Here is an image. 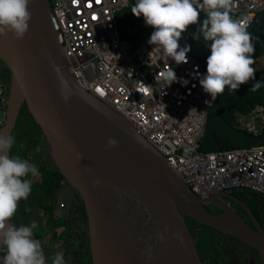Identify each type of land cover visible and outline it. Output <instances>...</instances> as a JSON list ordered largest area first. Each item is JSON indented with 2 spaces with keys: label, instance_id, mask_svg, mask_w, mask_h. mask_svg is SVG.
<instances>
[{
  "label": "water",
  "instance_id": "1",
  "mask_svg": "<svg viewBox=\"0 0 264 264\" xmlns=\"http://www.w3.org/2000/svg\"><path fill=\"white\" fill-rule=\"evenodd\" d=\"M28 10L31 19L22 39L8 31L0 35V63L10 76L0 132L12 135L25 106L43 134L47 159L74 196V208L81 209L91 264H206L197 247L201 233L197 224L256 249L264 263V231L249 208L228 193L217 195L216 200L194 195L123 117L80 87L63 56L49 0H30ZM205 19L200 15L185 33L192 38L190 53L203 56L206 68L211 42L198 31ZM145 27L144 19L135 18L128 32ZM247 31L254 37V57L264 51V11ZM54 65L60 66L65 87ZM258 81L264 84V77ZM254 85H241L233 92L226 87L208 104L202 151L221 149L227 143L264 144V134L256 138L236 130L220 114L221 109L228 113L240 104L264 100V86ZM109 139L117 141L115 147H106ZM220 198L239 204L253 228L228 205L221 214L205 209L206 202H220Z\"/></svg>",
  "mask_w": 264,
  "mask_h": 264
},
{
  "label": "built area",
  "instance_id": "2",
  "mask_svg": "<svg viewBox=\"0 0 264 264\" xmlns=\"http://www.w3.org/2000/svg\"><path fill=\"white\" fill-rule=\"evenodd\" d=\"M49 3L61 36L63 56L80 87L123 117L194 195L208 200L222 193L246 191L264 197V144L201 150L207 123L205 101L209 98L199 84V76L206 73L202 56L189 51L187 63L176 65L148 44L153 31L150 26L145 27L146 37L138 41L135 33L142 28L128 32L129 22L137 17L123 19L125 13H131L135 0ZM227 10L233 19L247 17L248 30L264 11V0H230ZM121 20L131 40L122 38ZM178 43L181 47L190 45V35L183 33ZM170 67L177 77L171 84L163 76ZM7 90L8 83L0 75V128L6 116ZM261 101L248 112L236 114L235 129L256 138L264 134V100ZM58 207L65 206L60 203Z\"/></svg>",
  "mask_w": 264,
  "mask_h": 264
},
{
  "label": "clouds",
  "instance_id": "3",
  "mask_svg": "<svg viewBox=\"0 0 264 264\" xmlns=\"http://www.w3.org/2000/svg\"><path fill=\"white\" fill-rule=\"evenodd\" d=\"M29 4L30 0H0V35L8 31L16 39L24 37L31 19ZM229 5L230 0H135L131 7L132 15L142 16L145 25L153 29L148 44L161 50L176 65L187 63L186 53L190 51V45L181 47L178 41L189 25L197 24L200 13H205L206 19L198 29L203 39L211 42L206 73L199 76L200 86L210 96L205 104L215 101L226 87L233 92L255 77L254 37L247 31L248 18L233 19L227 10ZM190 39L192 42L191 36ZM53 67L65 87L60 66ZM163 76L169 84L177 81L171 67ZM262 86L264 84L257 81L253 87ZM62 98L67 101L68 96L62 94ZM14 143L15 138L10 133L0 132V248L5 252L0 264H46L41 241L34 238L37 223L17 227L10 222L19 201L27 199L32 190V181L26 177L39 174L35 164L9 154ZM116 144V140L109 139L106 147ZM51 264H66L63 253L57 252Z\"/></svg>",
  "mask_w": 264,
  "mask_h": 264
},
{
  "label": "flooded vegetation",
  "instance_id": "4",
  "mask_svg": "<svg viewBox=\"0 0 264 264\" xmlns=\"http://www.w3.org/2000/svg\"><path fill=\"white\" fill-rule=\"evenodd\" d=\"M1 67H2V64L0 63V68ZM254 83L255 81L250 82L251 85H254ZM43 155L44 154L40 152L38 157L36 158L37 161L41 163V165L43 161L42 160ZM62 190L67 191V189L64 187V182L58 188L57 192L58 191L60 192ZM231 195L244 204L241 198L235 196L233 193ZM70 197H71V201H70V205L68 209L59 211L55 207V209L53 210L52 218L55 223H53L54 230L52 232H49L45 230V228H42L39 226L33 230L34 238L41 241L42 251L46 257V264H49L50 262L49 254L53 255L54 253H57V252L63 253L66 264H82V262H84L85 264H89L90 255L88 253L89 252L88 244L86 243L85 236H84V228H83L84 221L82 219V212L80 208H78V210L74 208V196H72L71 193H70ZM211 199L216 200V196L211 197ZM56 200L57 199H55V203H57ZM224 205L230 206L247 225L253 228V223L248 213L239 204H237L233 200H230L228 198H222L220 202H206L204 204V207L209 213L221 214L223 213ZM29 211L30 209L26 201L23 202V205L21 204V202H19L17 211L15 215L11 218L10 222L17 227L22 226V225L30 226L33 221H35L36 223L38 221L39 222L38 224H40L44 216H42V213H37V212H34L32 214L33 216L31 215L28 222L23 221L25 220ZM252 215L254 216L253 213ZM254 218L256 219L257 223L264 231V228L262 224L260 223L261 221L258 219V217L254 216ZM59 221H63V222L65 221L67 226L56 229L57 228L56 223ZM197 225H198V228L201 229V235H200V238H198L197 247H198V251L202 259L205 261L206 264L209 260V257H211V254L215 253L214 246L223 255L224 261L222 262L224 264H264L262 262L261 253L257 251L256 249L244 244L243 242H240L239 240L231 236L225 235L214 229H213L214 232L207 230L206 234H204L206 226H203V225L200 226V224H197ZM39 229H44L46 231L43 236L38 235L37 231ZM78 229H83L81 233L82 236L80 235L81 238L79 239H78L79 237ZM47 235L48 236L50 235L51 237H53L51 246H49V244H47V242L44 241V238L47 237ZM61 237L63 239L60 241L59 239ZM75 238L78 239V247H77L78 249L76 248L77 250L72 249V244H71L73 242L72 240ZM208 245L210 246L209 248H208ZM204 252L206 253L207 258L203 257ZM4 254L5 252L1 248V252H0L1 257ZM222 262H220V264H222Z\"/></svg>",
  "mask_w": 264,
  "mask_h": 264
},
{
  "label": "trees",
  "instance_id": "5",
  "mask_svg": "<svg viewBox=\"0 0 264 264\" xmlns=\"http://www.w3.org/2000/svg\"><path fill=\"white\" fill-rule=\"evenodd\" d=\"M132 17L133 15L129 12L123 15L124 20L126 18H132ZM119 25L123 27L122 32H121L122 38H126L127 37L125 33L126 24H123V21L121 20ZM260 55H264V51L254 56L253 59L255 60ZM258 77H264L263 70L255 72V77H254L255 82L258 81ZM3 80L6 81L5 78H3ZM250 86H252L250 84V81L247 84L242 85V87L244 88H247ZM256 103H263V102L261 101V99L257 98L256 100L250 101L247 106H243L240 104L235 110L228 112V113L225 112L223 109H221L220 114L231 126H235L234 115L237 112H242V113L248 112L250 108L254 107V104ZM15 130L16 132L12 133V136L15 138V143L13 147L11 148L9 154L13 156H19L21 159H26L28 152L37 144V141H39L40 138H43V134L40 128L38 127V125L35 124L34 120L28 113L25 106L22 107L19 113L16 125H15ZM17 135L23 136V140H16ZM237 147H240V146L227 143L223 148L229 149V148H237ZM43 154L44 155L42 157L47 156L46 152H43ZM38 155H39L38 153H35L33 158H35L36 160ZM38 170L41 175V181H39L38 183L32 182V190L29 196L27 197V199H22L21 201H19L21 202L22 205H23V202L26 201L30 209L28 215L23 221L28 222L29 218L34 212L42 213V216H44V218L42 219L40 224H38L39 222L37 221L38 226L45 228V230L49 232H52L54 230L53 223H55L52 218V213L55 207H57L55 203V196H56L58 188L63 184L64 179L56 167L41 165ZM26 178L30 179V175ZM241 197L246 198L247 201H245ZM239 198L242 199L244 204H246V206L251 210L254 216L264 215V197L263 196L255 194V193H251V192L240 191ZM205 228L206 229H205L204 234H206L207 230L214 232V230L209 227H205ZM62 239L63 238L61 237L59 240H62ZM209 247L210 246L208 245V248ZM214 250H215V253L211 254V257H209L207 264H220V262L224 261L223 255L215 246H214ZM203 255H204L203 256L204 258H207L205 252L203 253ZM82 264H85V263L82 262ZM89 264H90V257H89ZM222 264L224 263L222 262Z\"/></svg>",
  "mask_w": 264,
  "mask_h": 264
},
{
  "label": "rangeland",
  "instance_id": "6",
  "mask_svg": "<svg viewBox=\"0 0 264 264\" xmlns=\"http://www.w3.org/2000/svg\"><path fill=\"white\" fill-rule=\"evenodd\" d=\"M135 34L137 35V40L138 41H141L148 34V29L147 28H142L141 30L137 31ZM126 38L128 40H131L132 35H127ZM252 66L256 70L255 72L260 71V70H263L264 71V55L258 56L254 60V64ZM0 75L3 78L6 79L7 83L9 82V79H10L9 73L6 70V68L3 67V65L0 68ZM254 81H255V78L253 80H250V82H254ZM0 118H1V113H0ZM235 119H237V115L236 114L234 115V121H235ZM14 130H15V128H14ZM16 130L13 133H15ZM16 140H23V136L17 135L16 136ZM46 149H47V147H46V145L44 143V138H40L39 141H37V144L28 152L27 158L25 160H27L31 164H35L37 166V168H38L41 165V163L38 162L37 159L35 160V158H33V157H34L35 153H38L39 154L40 152L41 153L46 152L47 151ZM42 158H43L42 159L43 160L42 161V165H44V166H51V163L49 162V160L47 159V157H42ZM38 172H39V170H38ZM29 175H30V180L32 182L38 183L39 181H41V175H40V173L37 176H35V177L31 176V174H29ZM233 194L235 196H237V197H240V191H234ZM241 198L244 199L245 201H247L246 198H243V197H241ZM55 199H57L56 200V202H57L56 203V205H57L56 208L59 211L65 210V209H68L69 208L70 201H71V197H70V192L68 190L67 191L66 190H64V191L62 190L60 192L58 191L56 193ZM60 203H63L65 207L64 208H59L58 206H59ZM257 217L261 221L260 223L262 224V226L264 228V215H258ZM56 224H57V228L56 229H59V228L64 227V226H67V224L65 223V221L64 222L63 221H59ZM83 228H84V236H85V234H86V226H85V223L83 225ZM78 230H79V237H78V239H79L82 236L81 233H82L83 229H78ZM45 232L46 231L44 229H39L37 231V233H38L39 236H41V235L43 236L45 234ZM57 232H59V231H57ZM52 239H53V237H51L50 235L49 236L47 235V237L44 238V241L47 242V244H49V246H51L52 245L51 243L53 241ZM78 239L75 238V239L72 240L73 241L71 243L72 244V249H76L78 247ZM55 254L56 253H54L53 255L52 254H49L50 255L49 256L50 257L49 264H51V260H52V258H53V256Z\"/></svg>",
  "mask_w": 264,
  "mask_h": 264
}]
</instances>
